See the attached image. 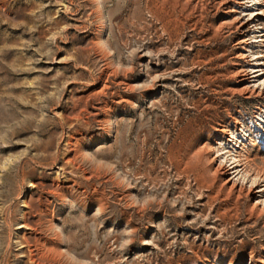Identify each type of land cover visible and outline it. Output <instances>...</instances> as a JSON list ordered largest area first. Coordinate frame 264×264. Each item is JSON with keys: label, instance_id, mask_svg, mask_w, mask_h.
I'll return each instance as SVG.
<instances>
[{"label": "rangeland", "instance_id": "1", "mask_svg": "<svg viewBox=\"0 0 264 264\" xmlns=\"http://www.w3.org/2000/svg\"><path fill=\"white\" fill-rule=\"evenodd\" d=\"M0 264H264V0H0Z\"/></svg>", "mask_w": 264, "mask_h": 264}]
</instances>
